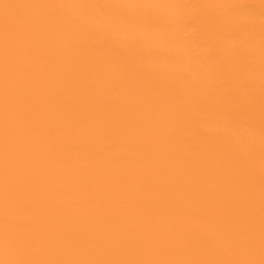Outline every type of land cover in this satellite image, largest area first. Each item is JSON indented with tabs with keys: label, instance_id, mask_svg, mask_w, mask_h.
Returning a JSON list of instances; mask_svg holds the SVG:
<instances>
[{
	"label": "bare ground",
	"instance_id": "1",
	"mask_svg": "<svg viewBox=\"0 0 264 264\" xmlns=\"http://www.w3.org/2000/svg\"><path fill=\"white\" fill-rule=\"evenodd\" d=\"M0 264H264V0H0Z\"/></svg>",
	"mask_w": 264,
	"mask_h": 264
}]
</instances>
